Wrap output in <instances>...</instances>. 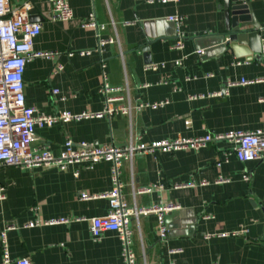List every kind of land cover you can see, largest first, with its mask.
I'll return each mask as SVG.
<instances>
[{"label":"crops","instance_id":"obj_1","mask_svg":"<svg viewBox=\"0 0 264 264\" xmlns=\"http://www.w3.org/2000/svg\"><path fill=\"white\" fill-rule=\"evenodd\" d=\"M28 0H13L18 5ZM33 2L31 15H39L41 33L37 51L57 52L54 58H34L24 72L26 104L39 112H99L103 71L112 86H128L132 98L169 103L156 110L144 109L130 120L123 115L94 118L37 128L34 147H47L55 155L71 139L75 143L125 145L132 138L151 143L178 137H198L228 131L264 128V80L241 84L242 79H264V54L247 61L232 51L198 52V38L224 32L223 0H69L74 17L66 22L49 19L46 0ZM257 20L264 27V0H251ZM95 14L105 28L102 38H114L102 51L97 30L83 21ZM180 15L184 47L174 48L175 26L167 18ZM164 19L163 35L148 37L144 22ZM152 29V28H151ZM154 26L152 32L157 33ZM151 41L148 69L140 49ZM202 44L204 42L202 41ZM264 45V40H262ZM93 50L90 55L78 52ZM70 53H74L70 55ZM181 60L180 65L175 62ZM102 61L105 69L102 68ZM61 67V69H59ZM58 89V94L53 90ZM222 92L221 96L215 95ZM204 97L190 99V95ZM230 141L211 142L199 150L139 154L125 163L122 181L130 206L151 208L169 203L180 207L166 214L168 238L159 236L155 213L132 220L133 250L137 264H264V159L241 162ZM218 162H221L218 165ZM112 164L100 162L91 169L58 167H5L0 179L7 198L0 202L1 233L7 224L12 259L29 258L34 264H118L123 260L117 234L106 231L92 236L91 219L109 211L107 199L82 200L83 192L101 194L112 188ZM248 176V180L244 176ZM149 187L148 193H137ZM70 219L67 224L27 227L36 220ZM247 229L239 236H219ZM207 234H213L206 238Z\"/></svg>","mask_w":264,"mask_h":264},{"label":"built area","instance_id":"obj_2","mask_svg":"<svg viewBox=\"0 0 264 264\" xmlns=\"http://www.w3.org/2000/svg\"><path fill=\"white\" fill-rule=\"evenodd\" d=\"M49 2V19L55 22H66L74 17L69 0H46ZM179 0H147L148 3H168ZM33 2L24 1L18 5L13 0H0V170L5 167H20L32 169L35 167L54 166L62 170L75 168L74 175L79 176L81 168L91 169L100 162H110L112 188L101 194L83 192L82 200H94L104 198L108 200L109 211L106 215L91 219L92 236L99 239L106 231L117 234L122 246L123 260L118 264H137V256L133 250L132 220H138L140 216L155 213L159 219V236L162 240L168 238V227L165 222L166 214L180 209L176 204L169 203L164 206L151 208L130 206L124 196V183L122 181L123 167L125 163L132 164L135 156L155 152H174L181 149H196L206 147L211 142L230 141L234 143L233 152L241 162L260 161L264 159V128L254 131H228L207 134L198 137H178L176 139H164L151 143H143L139 140L130 139L125 145H94L82 141L75 143L68 139L63 149L55 155L47 147H34L33 141L37 128L51 127L57 123L82 121L94 118H112L123 115L130 120L135 114L144 109L156 110L163 108L169 103L164 99L155 102L145 101L141 98L133 99L128 86H112L108 76L103 71L102 84L99 93L104 97V108L99 112L82 111L73 113L61 111L55 114L39 112L36 108L26 104L24 93V72L26 64L34 58L51 59L57 52L37 51L34 49L35 38L41 33V22L30 21ZM184 17L180 15L170 16L168 21L174 23L177 28V41L174 48L184 47L183 34L180 26ZM84 27L97 30L98 45L96 51L101 52L107 44L115 43L114 38H102L99 33L105 28L98 25L95 14H90L82 23ZM264 51V50H263ZM93 50L78 52L80 55H90ZM199 53L201 51L198 50ZM74 53H70L73 55ZM181 60L175 62L180 65ZM102 68L105 63L102 61ZM158 65H148V69L156 70ZM61 69V67H59ZM258 80L242 79L241 84H248ZM53 94L59 90L54 89ZM222 92L215 95L221 96ZM204 97V94L190 95V99ZM221 162H218L220 165ZM248 180V176H244ZM7 186L0 179V202L7 198ZM149 187L139 188L137 193H148ZM69 218L60 217L49 221L36 220L26 224L34 227L45 224H67ZM16 224H7L1 233L2 241V264H34L29 258L14 260L11 257L7 239L9 230L17 229ZM248 232L243 228L218 234L219 236H239ZM213 234H207L208 239ZM112 264V263H104Z\"/></svg>","mask_w":264,"mask_h":264},{"label":"water","instance_id":"obj_3","mask_svg":"<svg viewBox=\"0 0 264 264\" xmlns=\"http://www.w3.org/2000/svg\"><path fill=\"white\" fill-rule=\"evenodd\" d=\"M224 11V32L212 34L209 37L198 38L197 49L205 57H210V51L216 50L215 54H221L227 50L232 51L236 58H245L247 61L259 58L264 54V27L257 20L252 9L251 0H223ZM40 19L39 15H31L30 21L35 22ZM164 19H158L155 22H144V29L148 37H157L163 35L162 27ZM174 24V23H173ZM157 27V33L152 32L153 27ZM175 33L177 32L176 25ZM152 28V29H151ZM202 41L204 44H202ZM151 41L147 40L140 47L144 52L145 63H152L149 48ZM170 214V213H169ZM264 242V233L261 237Z\"/></svg>","mask_w":264,"mask_h":264}]
</instances>
